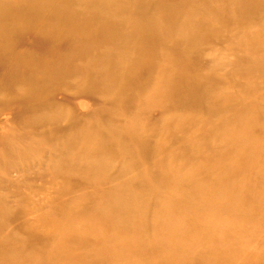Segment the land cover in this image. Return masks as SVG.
<instances>
[{
    "label": "bare ground",
    "instance_id": "1",
    "mask_svg": "<svg viewBox=\"0 0 264 264\" xmlns=\"http://www.w3.org/2000/svg\"><path fill=\"white\" fill-rule=\"evenodd\" d=\"M34 27L53 48L13 62ZM225 32L234 60L201 49ZM4 65L0 264H264V0H0ZM71 77L103 99L82 117L51 101Z\"/></svg>",
    "mask_w": 264,
    "mask_h": 264
},
{
    "label": "rangeland",
    "instance_id": "2",
    "mask_svg": "<svg viewBox=\"0 0 264 264\" xmlns=\"http://www.w3.org/2000/svg\"><path fill=\"white\" fill-rule=\"evenodd\" d=\"M262 21V19H260ZM20 37L16 38V43L14 46V52L11 57V60L14 62L16 61L15 58L19 56H22L26 53H41L43 56H47L50 53V50L53 48V46L50 43H42L43 39L41 35L39 34L38 27L30 28L27 31L19 33ZM230 35L231 32H225L223 36L219 37L218 39H215L213 41H206L202 44L201 49H204V51H208V49H211L214 54L221 55L222 57H226L229 60H234L235 53L229 48L228 46L231 44L230 42ZM71 39H74L71 37ZM71 39H65L62 42H59L57 46V52L60 54H66L67 48L72 45H78L77 41L74 42L71 41ZM228 47V48H227ZM208 57V56H207ZM207 57H193L194 63H198L199 65L202 64L203 66H207L209 61V58ZM58 63V68L61 66V61L56 59L55 60ZM11 63V62H10ZM71 67V66H68ZM10 70V65L7 66H0V85H3V83L6 80V75L8 71ZM227 69H220L219 73L221 76H224L229 73L227 72ZM71 84V87L67 86H60L55 85L56 90L54 94L51 97V101H53L55 104H59L64 106L67 110L71 111L72 113L78 115V116H85L88 113V110L93 107H98L100 104L103 103V99H101L100 96H94V95H85V94H78L76 92L80 91L84 87L81 86V84L78 81V78L71 77L69 79V83ZM77 86V89L75 88ZM220 87V86H219ZM6 98L5 92L0 93V100ZM14 102H11L7 104L6 106L0 104V130L2 129L3 132L11 133V130L17 129L18 125L17 120L15 119L14 112L18 108L19 102L17 100H13ZM83 104L84 107L82 105ZM213 114H211V119L216 120L217 119V111H212ZM149 118L156 122L161 119L162 117V110L158 108H154L151 110L149 114ZM168 122L165 125V130L169 131L168 135L170 136H179L181 134V130L183 129L182 126H179L177 120L173 117V115L167 116ZM12 122V123H11ZM13 124V125H12ZM62 125H67L66 121L62 122ZM17 132V131H16ZM190 134V132L188 133ZM260 134L259 130H255V135ZM42 173V172H40ZM41 174H39V171L33 170L30 172V174L27 175V178L24 179L23 182H20L21 188L24 190V188H28L24 190L23 192L25 195L29 198L30 201L36 202L39 204H43L47 197L54 196L56 197L55 192L51 186L50 179L47 175H44L45 177H41ZM23 179V178H22ZM60 180H55L54 183L59 182ZM78 193V191H77ZM11 201H14V198L10 199ZM28 204H25L23 206H27ZM24 207V208H25ZM30 216L27 218L30 220L35 219L36 217L41 215V211L37 212H30ZM28 215V214H27ZM57 215V214H56ZM63 219L59 220V223H63V225H66L63 221ZM50 225V224H49ZM80 226V225H78ZM77 226V227H78ZM57 231L60 229L59 225L57 224L56 227ZM48 232L55 231L54 228H48ZM20 235H24L23 233H20Z\"/></svg>",
    "mask_w": 264,
    "mask_h": 264
}]
</instances>
